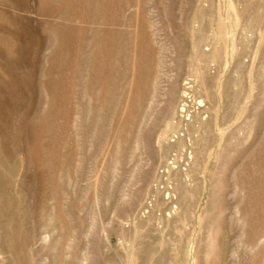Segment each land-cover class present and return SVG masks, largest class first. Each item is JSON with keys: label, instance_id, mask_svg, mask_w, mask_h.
Listing matches in <instances>:
<instances>
[{"label": "rangeland", "instance_id": "374dc122", "mask_svg": "<svg viewBox=\"0 0 264 264\" xmlns=\"http://www.w3.org/2000/svg\"><path fill=\"white\" fill-rule=\"evenodd\" d=\"M0 264H264V0H0Z\"/></svg>", "mask_w": 264, "mask_h": 264}, {"label": "bare ground", "instance_id": "6f19581e", "mask_svg": "<svg viewBox=\"0 0 264 264\" xmlns=\"http://www.w3.org/2000/svg\"><path fill=\"white\" fill-rule=\"evenodd\" d=\"M187 94V93H186ZM184 107H183V105H181V107H180V110H182ZM175 136V135H174Z\"/></svg>", "mask_w": 264, "mask_h": 264}]
</instances>
